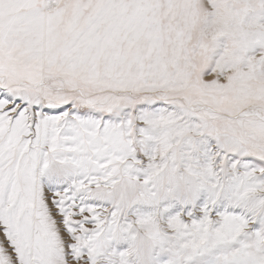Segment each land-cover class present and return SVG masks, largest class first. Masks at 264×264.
<instances>
[{"label":"snow or ice","instance_id":"1","mask_svg":"<svg viewBox=\"0 0 264 264\" xmlns=\"http://www.w3.org/2000/svg\"><path fill=\"white\" fill-rule=\"evenodd\" d=\"M0 264H264V0H0Z\"/></svg>","mask_w":264,"mask_h":264}]
</instances>
